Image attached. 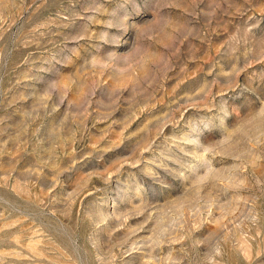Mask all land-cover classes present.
<instances>
[{
	"label": "rangeland",
	"instance_id": "obj_1",
	"mask_svg": "<svg viewBox=\"0 0 264 264\" xmlns=\"http://www.w3.org/2000/svg\"><path fill=\"white\" fill-rule=\"evenodd\" d=\"M0 264H264V0H0Z\"/></svg>",
	"mask_w": 264,
	"mask_h": 264
}]
</instances>
